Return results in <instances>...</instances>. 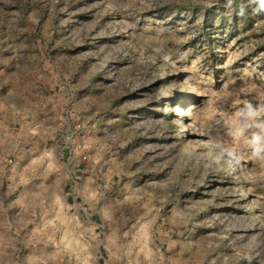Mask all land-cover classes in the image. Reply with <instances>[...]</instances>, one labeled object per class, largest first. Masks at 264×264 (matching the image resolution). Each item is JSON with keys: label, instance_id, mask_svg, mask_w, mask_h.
Masks as SVG:
<instances>
[{"label": "rangeland", "instance_id": "obj_1", "mask_svg": "<svg viewBox=\"0 0 264 264\" xmlns=\"http://www.w3.org/2000/svg\"><path fill=\"white\" fill-rule=\"evenodd\" d=\"M226 2L0 0V264H264V165L229 135L264 12Z\"/></svg>", "mask_w": 264, "mask_h": 264}, {"label": "clouds", "instance_id": "obj_2", "mask_svg": "<svg viewBox=\"0 0 264 264\" xmlns=\"http://www.w3.org/2000/svg\"><path fill=\"white\" fill-rule=\"evenodd\" d=\"M236 0H227L226 7L230 10ZM238 14L243 15L246 7H251L254 14L264 12V0H247V4L241 0L237 5ZM165 63L171 62L170 55L161 57ZM242 107L238 109L235 121L229 135L235 138H246L251 151V158L264 165V103H252L242 101ZM204 147L211 154V164L218 166L220 170H235L241 166V155L236 147L226 144L221 138L209 134L203 142ZM245 179L251 183L264 181V168L261 171H250Z\"/></svg>", "mask_w": 264, "mask_h": 264}, {"label": "crops", "instance_id": "obj_3", "mask_svg": "<svg viewBox=\"0 0 264 264\" xmlns=\"http://www.w3.org/2000/svg\"><path fill=\"white\" fill-rule=\"evenodd\" d=\"M70 196L73 198V199H77L76 197H74V195H72V194H69V196L67 197V202L68 203H70ZM76 204V203H75ZM95 229H96V227H95ZM103 257V256H102ZM102 257H98L97 258V264H105V263H102V261H101V259H102Z\"/></svg>", "mask_w": 264, "mask_h": 264}, {"label": "bare ground", "instance_id": "obj_4", "mask_svg": "<svg viewBox=\"0 0 264 264\" xmlns=\"http://www.w3.org/2000/svg\"><path fill=\"white\" fill-rule=\"evenodd\" d=\"M187 113H189V112H187ZM190 115H191V114H190ZM205 140H207V138H206L204 135H200L197 141L202 143V142H204Z\"/></svg>", "mask_w": 264, "mask_h": 264}]
</instances>
